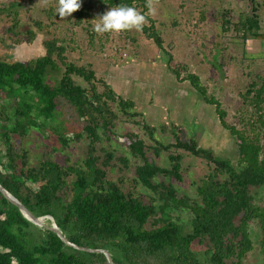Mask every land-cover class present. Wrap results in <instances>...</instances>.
Returning a JSON list of instances; mask_svg holds the SVG:
<instances>
[{"label": "trees", "instance_id": "1", "mask_svg": "<svg viewBox=\"0 0 264 264\" xmlns=\"http://www.w3.org/2000/svg\"><path fill=\"white\" fill-rule=\"evenodd\" d=\"M250 1L254 5L251 16L234 25V30L242 32L244 41L263 38L259 34L257 3ZM106 4L108 7L143 6V12L149 8L146 0H107ZM76 13L78 20L84 16L81 11ZM222 24L226 26L228 22ZM34 26L41 29L39 22H34ZM153 31V25L143 29L146 37L162 47L160 37L152 35ZM24 34L27 43L36 37L34 30ZM43 48V56L28 62L0 61L2 188L34 217L50 216L68 242L81 248L106 250L114 264H244L253 250L251 223L259 229L264 264V206H255L251 194L252 188L264 186L263 76L256 75L244 94L243 101L254 113L249 119H240V129L225 122V111L218 101L206 99L205 89L196 76L189 74L185 78L204 102L214 106L220 126L235 139L238 155L235 166L230 160L218 159L194 140L183 142L175 133V141L164 145L153 138L156 128L146 123L142 127L153 145H145L135 134L124 135L129 156L142 161L135 167L134 183L154 195L145 203L141 196L124 190L121 178L108 177L116 166L127 169L129 159L116 157L114 151L105 148L100 149L102 157L97 155L101 139L108 140L115 135L118 116L111 105L116 104L131 119L141 117L133 112L134 103L118 98L107 83L95 79L90 69L67 63L66 49L57 39H46ZM58 63L64 71L58 82L50 85L45 78L50 71L58 69ZM168 63H171L170 57ZM73 76L81 78L88 87L77 85ZM97 82L102 85L101 91ZM61 102L73 108L83 123L75 140L87 141L86 155L75 164L60 165L47 152L36 166H31L24 140L32 130H40L54 119ZM171 131L177 128L173 126ZM60 142L67 144L63 137ZM172 149L206 162L209 174L200 181L196 198L178 197L171 185V180H182V155L170 152ZM148 152L156 157L161 152L168 153L169 167L154 165L149 161ZM158 177L168 182H154ZM171 210L186 211L190 215V232H184L183 226L172 220ZM194 245L203 248L202 254L192 249ZM0 264L108 262L101 253L69 247L54 232L33 225L0 193Z\"/></svg>", "mask_w": 264, "mask_h": 264}, {"label": "rangeland", "instance_id": "2", "mask_svg": "<svg viewBox=\"0 0 264 264\" xmlns=\"http://www.w3.org/2000/svg\"><path fill=\"white\" fill-rule=\"evenodd\" d=\"M146 1L147 11H142L143 6L136 9L147 18L148 23L143 29L153 25L152 35L160 37L162 47L146 37L143 30L95 32L97 17L112 8L106 4L107 0H82L77 10L84 14L80 20L76 11L69 17H60L56 11L58 0H0V61L28 62L41 57L45 53L43 42L52 37L65 47L67 63L90 69L95 79L107 83L118 98L131 100L135 105L133 112L141 117L129 119L113 103L112 110L118 116L115 135L108 140L101 139L97 155L102 157L100 149L105 148L114 151L116 157H127L128 168L116 166L108 177L121 178L125 191L141 196L149 203L154 195L141 184L134 183L135 167L142 161L129 156L124 138L132 133L145 145H153L142 127L144 123L156 128L153 138L164 145L175 141V133L183 142L194 140L200 147L211 150L218 159L230 160L234 166L237 164L235 139L220 126L214 106L204 102L185 78L189 74L196 76L205 89L206 99L218 101L225 111V122L240 129V119H249L254 113L243 101L248 85L256 75L264 77V0H255L259 34L263 38L246 41L241 39L242 32L234 30V25L251 16L254 5L250 0ZM224 21L228 22L226 26L222 24ZM34 22L41 24L40 30ZM28 30H34L36 34L30 43L24 34ZM63 71L58 63V69L50 71L45 80L55 85ZM72 78L82 88L88 87L81 78ZM96 84L101 91L102 85ZM172 125L177 128L173 133ZM82 126L73 108L61 102L54 119L42 129L32 130L24 140L30 165L36 166L47 152L60 165L75 164L84 159L87 141L84 138L75 140ZM263 136L264 130L261 131ZM61 137L67 141L66 145L61 144ZM261 144L264 145V138ZM170 152L182 155V180H171L173 189L178 197L196 198L200 181L209 174L206 162L180 150ZM147 155L154 165L169 167L168 153L161 152L158 157L151 152ZM160 181L168 182L162 177L154 179V182ZM251 194L255 206H264V186L252 188ZM170 214L174 222L183 226L184 232H190V215L186 211L171 210ZM43 223L41 228L46 229L48 220L44 219ZM250 231L253 250L244 264H263L259 229L251 223ZM192 249L202 254V247L194 245Z\"/></svg>", "mask_w": 264, "mask_h": 264}, {"label": "clouds", "instance_id": "3", "mask_svg": "<svg viewBox=\"0 0 264 264\" xmlns=\"http://www.w3.org/2000/svg\"><path fill=\"white\" fill-rule=\"evenodd\" d=\"M81 3L82 0H58L56 11L60 17H69L80 9ZM146 23H148L146 16L135 7L120 4L97 17L94 31L99 34L118 33L133 28L142 31Z\"/></svg>", "mask_w": 264, "mask_h": 264}, {"label": "water", "instance_id": "4", "mask_svg": "<svg viewBox=\"0 0 264 264\" xmlns=\"http://www.w3.org/2000/svg\"><path fill=\"white\" fill-rule=\"evenodd\" d=\"M0 193L2 194V196L8 202H10L11 204H13L14 206H16L18 208V210L22 214L23 218H25L26 220H28L33 225L41 228L44 225V223L42 221L44 220V218L47 219L49 221V226H47L46 229L54 232L57 235V237L65 245H67L69 247H72L74 249H77V250H81V251L101 253V254H103L105 256L108 264H114L113 261H112V259H111L110 254L106 250H91V249L81 248V247H78V246H76L74 244H71L70 242H68V240L65 238V236L61 233V231L57 228V226L54 224L53 219H51L50 216H44V217L36 218L17 199H15L10 193H8L1 186H0Z\"/></svg>", "mask_w": 264, "mask_h": 264}, {"label": "bare ground", "instance_id": "5", "mask_svg": "<svg viewBox=\"0 0 264 264\" xmlns=\"http://www.w3.org/2000/svg\"><path fill=\"white\" fill-rule=\"evenodd\" d=\"M44 219H45V218H44ZM43 221H44V220H43ZM43 221H42V222H43Z\"/></svg>", "mask_w": 264, "mask_h": 264}]
</instances>
